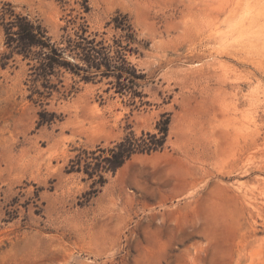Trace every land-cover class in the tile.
<instances>
[{"label":"rangeland","instance_id":"obj_1","mask_svg":"<svg viewBox=\"0 0 264 264\" xmlns=\"http://www.w3.org/2000/svg\"><path fill=\"white\" fill-rule=\"evenodd\" d=\"M3 2L54 41L84 25L121 43L143 79L134 97L67 72L39 100L0 33V264H264V0ZM125 16L135 42L115 28ZM43 110L57 117L39 127ZM167 120L164 148L104 186L67 172Z\"/></svg>","mask_w":264,"mask_h":264},{"label":"trees","instance_id":"obj_2","mask_svg":"<svg viewBox=\"0 0 264 264\" xmlns=\"http://www.w3.org/2000/svg\"><path fill=\"white\" fill-rule=\"evenodd\" d=\"M115 28L126 33L131 42L136 33L127 16L114 18ZM87 27L81 25L74 36H64L54 41L40 20H35L17 10L10 2L0 3V33L3 34L8 51L5 59L19 56L29 66L33 83L32 96L39 100L59 91L63 73H70L82 81H95L97 77H114L120 93H140L134 90L137 80L143 79L135 66L128 63L126 48L121 43L106 45L103 41L87 36ZM57 81V83L55 82ZM39 127L55 122L57 115L47 110L39 112ZM169 120L159 123V133H144L137 137L131 132L112 147L98 146L95 150H83L70 161L68 173H85L95 183L104 186L106 174L115 175L134 155L151 154L162 150L167 141Z\"/></svg>","mask_w":264,"mask_h":264},{"label":"bare ground","instance_id":"obj_3","mask_svg":"<svg viewBox=\"0 0 264 264\" xmlns=\"http://www.w3.org/2000/svg\"><path fill=\"white\" fill-rule=\"evenodd\" d=\"M197 32V31H196ZM213 49V48H212ZM210 50V49H209ZM226 53V52H225ZM226 54H228V55H232L230 52H228V53H226ZM225 54V55H226ZM216 70V69H215ZM262 197H264V194H263V196ZM255 207H257V206H255Z\"/></svg>","mask_w":264,"mask_h":264}]
</instances>
